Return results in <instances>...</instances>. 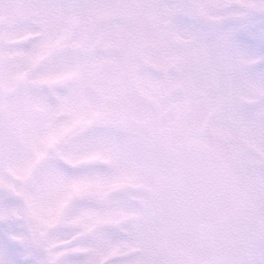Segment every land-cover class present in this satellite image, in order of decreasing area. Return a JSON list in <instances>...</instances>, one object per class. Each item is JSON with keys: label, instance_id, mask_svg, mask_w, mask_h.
I'll return each mask as SVG.
<instances>
[{"label": "snow or ice", "instance_id": "6c2138e0", "mask_svg": "<svg viewBox=\"0 0 264 264\" xmlns=\"http://www.w3.org/2000/svg\"><path fill=\"white\" fill-rule=\"evenodd\" d=\"M0 264H264V0H0Z\"/></svg>", "mask_w": 264, "mask_h": 264}]
</instances>
